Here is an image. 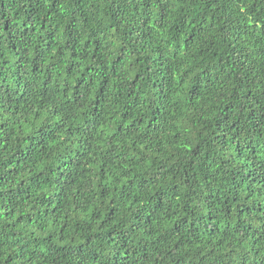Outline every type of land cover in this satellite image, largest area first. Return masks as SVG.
Masks as SVG:
<instances>
[{
	"label": "trees",
	"instance_id": "1",
	"mask_svg": "<svg viewBox=\"0 0 264 264\" xmlns=\"http://www.w3.org/2000/svg\"><path fill=\"white\" fill-rule=\"evenodd\" d=\"M0 264H264V0H0Z\"/></svg>",
	"mask_w": 264,
	"mask_h": 264
}]
</instances>
